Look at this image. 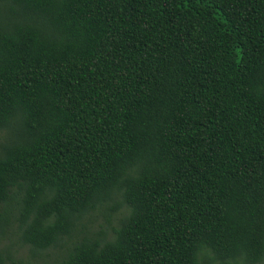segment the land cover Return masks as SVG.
Segmentation results:
<instances>
[{
  "label": "trees",
  "instance_id": "1",
  "mask_svg": "<svg viewBox=\"0 0 264 264\" xmlns=\"http://www.w3.org/2000/svg\"><path fill=\"white\" fill-rule=\"evenodd\" d=\"M10 234L49 264H264V0H0V264H22Z\"/></svg>",
  "mask_w": 264,
  "mask_h": 264
},
{
  "label": "rangeland",
  "instance_id": "2",
  "mask_svg": "<svg viewBox=\"0 0 264 264\" xmlns=\"http://www.w3.org/2000/svg\"><path fill=\"white\" fill-rule=\"evenodd\" d=\"M117 221H113L111 227H116ZM108 224L103 218L100 212H96L91 216L85 217L80 221L71 236V238L65 239L63 242L65 246L69 247L74 242L78 241L84 236L93 235L102 229H106ZM107 240L111 237V229L107 230ZM2 245H7L11 251L13 259L19 260L22 264H49L62 256L63 251L55 254L53 249L41 251L36 255H32L27 246H22L19 238L15 234H10Z\"/></svg>",
  "mask_w": 264,
  "mask_h": 264
}]
</instances>
